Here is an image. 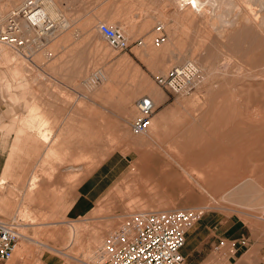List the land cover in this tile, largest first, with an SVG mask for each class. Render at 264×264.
<instances>
[{"label": "rangeland", "instance_id": "1", "mask_svg": "<svg viewBox=\"0 0 264 264\" xmlns=\"http://www.w3.org/2000/svg\"><path fill=\"white\" fill-rule=\"evenodd\" d=\"M22 1L0 0V26ZM51 1L49 31L23 28L28 52L0 42V172L6 158L0 219L18 223L19 241L28 240L23 242L33 262L39 264V255L49 250L69 264H93L103 236L127 223L131 212L178 207L202 211L186 231L185 248L196 231L209 241L213 225L233 222L238 230L229 237L236 240L232 253L213 246L198 264L263 259L264 0H224L232 2L226 22L212 25L205 21L214 16L206 14L209 8L201 13L175 0ZM99 22L140 43L113 49L98 32ZM156 23L166 33L159 45L152 43ZM185 60L199 68L190 87L172 92L155 82L154 75ZM98 70L105 76L100 83ZM25 79L24 86L16 85ZM144 95L155 103L147 134L129 128L134 101ZM32 102L46 110L39 117L51 128L48 147L40 140V121L21 119ZM161 112L164 124L154 133ZM112 151L125 155L126 166L95 203L99 211L91 209L84 221L68 218V191ZM30 172L39 185L31 194L23 192ZM84 232L88 240L80 239Z\"/></svg>", "mask_w": 264, "mask_h": 264}, {"label": "built area", "instance_id": "2", "mask_svg": "<svg viewBox=\"0 0 264 264\" xmlns=\"http://www.w3.org/2000/svg\"><path fill=\"white\" fill-rule=\"evenodd\" d=\"M183 5L193 6V0H180ZM45 0H23L4 19L0 26V42L17 51L28 52L30 40L23 28L40 25L43 31H49L51 19L44 14L39 24L30 20L29 15L42 10ZM26 18L25 26L20 18ZM98 32L115 50H126L132 43H140V39H130L120 29L104 22L97 24ZM152 43L159 45L166 38L163 25L153 26ZM198 69L190 60L170 65L162 74L154 75L155 82L172 92H180L190 87ZM136 114L129 121L133 132L147 129L154 104L150 97L144 95L134 101ZM202 211L199 208H168L135 210L130 213L127 223L118 225L107 232L96 250L93 264H186L181 247L184 244L187 229L199 219ZM18 223L12 219H0V264L7 260L14 249L21 233ZM245 244L244 238L239 239ZM227 246L232 253L236 248V240L219 237L214 245L218 249Z\"/></svg>", "mask_w": 264, "mask_h": 264}, {"label": "crops", "instance_id": "3", "mask_svg": "<svg viewBox=\"0 0 264 264\" xmlns=\"http://www.w3.org/2000/svg\"><path fill=\"white\" fill-rule=\"evenodd\" d=\"M2 63L4 62L3 60L1 61ZM8 72L10 76L13 78L12 73H10L9 69ZM1 79L4 80L3 74L0 75ZM24 80V79H22ZM22 80H17L15 81L16 85L18 86H24V84L27 82ZM6 85L9 84V81L5 78ZM25 87H27L25 85ZM30 103V102H29ZM29 103L26 106V109L21 113V119L25 117V115L28 112V109L30 108H38L40 113H46V110L41 109L40 105H35L34 102L29 105ZM29 105V106H28ZM31 106V107H30ZM152 116V115H151ZM153 117V116H152ZM152 120V118H151ZM165 120L164 113H160L158 118L154 120L153 124V131L157 130V127L163 126ZM21 124L22 121L20 120ZM7 122H4L1 124L2 128H7ZM24 128V127H23ZM21 132V130H20ZM147 134V132H146ZM151 137V136H148ZM175 146L174 144H168ZM43 156V154H42ZM44 160V159H43ZM6 161V158H5ZM4 161V163H5ZM127 161V158L125 157L124 154H121L119 151H112L108 155H106L102 160H100L96 165H94L87 173L82 175L76 182L75 185L72 189L68 191V195L64 198L65 201L67 202L66 209H65V215L68 218H73V220H80L84 221V216L87 214L91 209H94L92 213L98 212L100 208H95V203L97 200L100 199L101 195L109 188V186L114 182V180L117 178V176L122 172L126 164H124ZM4 163L1 168L0 172V179L5 178L6 175L5 173L2 175ZM133 169H137V164L134 163ZM31 172L29 173L28 177L30 176ZM33 176L36 177V175H31L28 179V183L26 181L25 187L23 189V192L25 193L26 189L29 194L31 192L37 190V187L39 185H36L34 189L31 190L30 183L32 181ZM46 180L48 177L44 176ZM38 183V180H37ZM50 184H47V187ZM29 189V190H28ZM42 191V190H40ZM157 192V191H156ZM185 194L189 193V191L184 192ZM185 201V200H184ZM164 205H169V202L163 203V205L160 206L163 207ZM65 208V204H62V209ZM75 218V219H74ZM59 220H55L53 222H58ZM71 224V223H70ZM25 225V224H24ZM237 229L234 228V223L233 222H228L227 224H217L213 225L211 229L208 230L207 237L208 239H205V237H202L199 234V231L194 232L189 239L188 242V247L185 248L184 244L181 247L182 254L184 255L185 262L186 264H198L200 260H202L204 257L207 256V254L212 250L213 246L215 245L217 238L219 237H233L237 234ZM56 236L54 237L55 239H58L59 236L58 234H55ZM98 235V234H95ZM94 235V236H95ZM89 233H82L80 239H87L88 240ZM79 239V240H80ZM27 242L28 240H22L18 241L17 248L15 252L11 254V256L3 262V264H35L33 262V257L34 255L32 252H30V249L27 248V246L24 244V242ZM42 243V242H41ZM72 241H68L67 245H71ZM207 243V247L204 246V244ZM27 244V243H26ZM248 244V242H247ZM46 246L47 244H44ZM249 245V244H248ZM247 245V247H248ZM49 249L54 250L55 252H63L62 250L57 249L56 247H50L48 246ZM65 247V245H64ZM246 247V248H247ZM28 249V250H27ZM240 250V248H238ZM48 254H42L39 255V264H69L68 262H64L61 258H59L56 254L51 253L49 250ZM259 249H257V253H259ZM31 253V254H30ZM64 253V252H63ZM15 254V255H14ZM65 254L68 257H74L72 254L65 252ZM191 255V257H190ZM196 256V259H193V257ZM76 258V257H74ZM85 264H90L86 261L81 262ZM255 264H264V258L259 259L255 262Z\"/></svg>", "mask_w": 264, "mask_h": 264}, {"label": "bare ground", "instance_id": "4", "mask_svg": "<svg viewBox=\"0 0 264 264\" xmlns=\"http://www.w3.org/2000/svg\"><path fill=\"white\" fill-rule=\"evenodd\" d=\"M205 0H193V6H191V5H183L182 4V2L180 1V0H175V2H176V4H177V6L178 7H188V8H190V10L192 9V10H200V12L201 13H204L205 11H207V9L209 8L210 10H211V12L209 13L208 11V13H206V14H209V16L211 15V14H213L214 16H213V18L210 16V17H208V15L206 16L208 19L207 20H205V21H207V23L209 24V25H212V24H214V23H217V22H219V21H223V22H226V20H225V14H226V11L227 10H229V9H231V3L232 2H227L226 3V1H224V0H206V3H204L203 4V6H202V3L204 2ZM242 1H245V0H242ZM246 1H248V0H246ZM263 2V0L262 1H260V0H257L256 2ZM50 2V3H49ZM52 1L51 0H45V3L43 4V8H42V10H36L34 13H31L30 15H29V18H30V20L32 21V22H34V23H37V24H39L40 23V21H41V18L43 17V15L44 14H46L47 15V13L50 15V14H52L54 17H55V14H53V10H50L49 8H51L52 7V3H51ZM241 2V1H240ZM255 2V3H256ZM258 2V3H259ZM243 3V2H242ZM245 3V2H244ZM264 3V2H263ZM263 3L261 4V5H263ZM249 4V3H248ZM257 4V3H256ZM246 5V4H245ZM258 5V4H257ZM260 5V4H259ZM260 5V6H261ZM249 6V5H248ZM251 6V5H250ZM254 6V5H253ZM256 6V5H255ZM259 6V7H260ZM258 7V6H257ZM201 8V9H200ZM250 8V7H249ZM251 8H252V6H251ZM250 8V9H251ZM49 9V10H48ZM208 9V10H209ZM256 10V9H255ZM48 11H50V12H48ZM188 12V11H187ZM198 12V11H197ZM254 12V11H253ZM190 13V12H189ZM199 13V12H198ZM194 14H195V12H194ZM248 14V13H247ZM262 14V13H261ZM263 14H264V12H263ZM249 15V14H248ZM251 15H252V12H251ZM253 15H255V13H253ZM48 16V15H47ZM204 16V15H203ZM264 16V15H263ZM50 17V16H49ZM251 17V16H250ZM260 17H262V16H260ZM254 18V17H253ZM252 18V19H253ZM255 18H256V16H255ZM254 18V19H255ZM242 19H243V17H242ZM258 19V18H257ZM261 20H262V18H260ZM25 20V23H23V26H25L26 24H29L28 22V20L25 18L24 19ZM245 21H246V19H244ZM28 21V22H27ZM260 21V20H259ZM214 22V23H213ZM263 21H261V22H259V23H262ZM245 23V22H244ZM227 24V23H226ZM226 24H224V25H226ZM263 24V23H262ZM262 24H259V25H262ZM230 25V24H229ZM263 26V25H262ZM261 26V27H262ZM218 27V26H217ZM230 27V26H229ZM254 27V26H253ZM211 28V27H210ZM222 28V27H221ZM214 29V28H213ZM263 29V28H262ZM216 30V29H215ZM210 31H212V30H210ZM218 31V30H217ZM221 31V30H220ZM224 30H223V28H222V32H223ZM218 33V32H217ZM220 33V32H219ZM222 35H224V34H222ZM219 36H221L220 34H219ZM223 37V36H222ZM2 48V47H1ZM1 52H2V50H1ZM263 66V65H262ZM197 69H199V68H197ZM95 78L98 80V81H96V82H102L104 79H105V76H104V74L102 73V72H100L99 70L98 71H96L95 72ZM93 80V79H92ZM153 101V100H152ZM153 104H154V106H155V103H154V101H153ZM31 107V106H30ZM40 107H41V105H40ZM39 114H40V112H39V109L36 107V108H30V109H28V112H27V114L25 115V117L23 118V122H24V119H25V122H27V123H30V121H31V118H34V119H37L38 121H40L39 122V128H40V132H39V135H40V140L43 142V144L44 145H46V147H48L49 146V139H51L52 140V136L50 137V129L51 128H48L49 129V131H47V129H45L44 127H45V125H46V123H47V120L46 119H44V118H41V117H39ZM30 119V120H29ZM49 123H47V125H48ZM24 125V124H23ZM41 126H43V127H41ZM29 129V128H28ZM149 129V128H148ZM148 129H147V131H148ZM146 130L145 131H143V134L144 133H146L147 132ZM38 135V134H37ZM38 135V136H39ZM51 135H52V133H51ZM59 137V136H58ZM54 141V140H53ZM53 141H51V142H53ZM53 145V144H52ZM51 146V145H50ZM31 178V177H30ZM37 180H38V178L37 177H35V176H33V178H32V181H31V183H30V187H31V190L32 189H34L35 188V186H36V183H37ZM6 182V179L5 178H1L0 179V187L2 188L3 186H2V184L3 183H5ZM240 186V185H239ZM29 190V189H28ZM76 230V229H75ZM81 232V231H80ZM23 235H22V233H21V236L17 239V241H16V243H15V246H14V249H13V253L15 252V250H16V248H17V245H18V241H19V239L22 237ZM184 244H185V240H184Z\"/></svg>", "mask_w": 264, "mask_h": 264}]
</instances>
